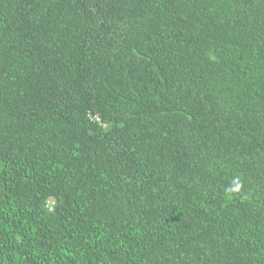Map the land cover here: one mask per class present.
<instances>
[{
    "label": "trees",
    "instance_id": "1",
    "mask_svg": "<svg viewBox=\"0 0 264 264\" xmlns=\"http://www.w3.org/2000/svg\"><path fill=\"white\" fill-rule=\"evenodd\" d=\"M0 264H264V0H0Z\"/></svg>",
    "mask_w": 264,
    "mask_h": 264
},
{
    "label": "clouds",
    "instance_id": "2",
    "mask_svg": "<svg viewBox=\"0 0 264 264\" xmlns=\"http://www.w3.org/2000/svg\"><path fill=\"white\" fill-rule=\"evenodd\" d=\"M236 183V189L238 190L239 189V187H240V185H239V182L238 181H236L235 182ZM52 209H51V207L49 206V211H51Z\"/></svg>",
    "mask_w": 264,
    "mask_h": 264
}]
</instances>
